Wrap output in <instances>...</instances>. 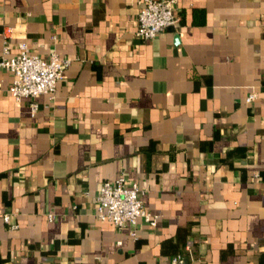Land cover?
I'll return each mask as SVG.
<instances>
[{
	"label": "crops",
	"instance_id": "obj_1",
	"mask_svg": "<svg viewBox=\"0 0 264 264\" xmlns=\"http://www.w3.org/2000/svg\"><path fill=\"white\" fill-rule=\"evenodd\" d=\"M136 12L0 0V50L69 58L33 113L0 66V264H264V0H175L148 38ZM119 173L157 213L134 236L95 214Z\"/></svg>",
	"mask_w": 264,
	"mask_h": 264
},
{
	"label": "built area",
	"instance_id": "obj_2",
	"mask_svg": "<svg viewBox=\"0 0 264 264\" xmlns=\"http://www.w3.org/2000/svg\"><path fill=\"white\" fill-rule=\"evenodd\" d=\"M137 5L135 33L148 38L155 35L159 30L168 24L176 21L174 13L175 0H135ZM3 36H6L5 33ZM17 50L8 54V43L6 39L0 50V66L8 69L11 74V81L8 90L14 98L26 96L29 98V111L33 113L37 109L35 96L46 92L52 96L57 80L62 76L63 69L69 62V58L60 56L56 51L51 50L46 57L30 50L24 39L16 42ZM254 96L250 91L245 95L249 100ZM96 198V216L100 219L111 221L120 228L125 224L132 226L130 233L135 235V223L141 219L147 224L153 225L157 213L147 210L142 202L141 190L134 179L126 178L119 173L114 178H104L100 181ZM48 217L51 214L48 213ZM2 218L15 226V222L9 221V214L2 213ZM181 253L175 252L169 258L170 264H180Z\"/></svg>",
	"mask_w": 264,
	"mask_h": 264
}]
</instances>
